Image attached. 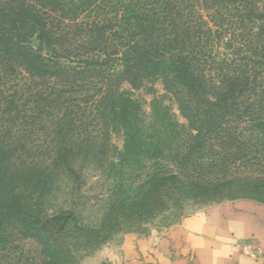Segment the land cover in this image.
I'll return each instance as SVG.
<instances>
[{"label": "trees", "instance_id": "obj_1", "mask_svg": "<svg viewBox=\"0 0 264 264\" xmlns=\"http://www.w3.org/2000/svg\"><path fill=\"white\" fill-rule=\"evenodd\" d=\"M259 70L264 0H0V229L21 224L62 262L63 239L83 231L76 217L27 210L21 187L49 193L58 170L79 184L74 163L96 143L81 135L90 125L120 126L128 156L145 148L163 160L170 150L187 166L201 137L233 135ZM156 80L178 95L189 130L170 134L177 148L192 142L184 154L164 132L147 139L138 103L122 90ZM180 183L155 174L150 190Z\"/></svg>", "mask_w": 264, "mask_h": 264}, {"label": "rangeland", "instance_id": "obj_2", "mask_svg": "<svg viewBox=\"0 0 264 264\" xmlns=\"http://www.w3.org/2000/svg\"><path fill=\"white\" fill-rule=\"evenodd\" d=\"M261 72L260 84L241 107L242 119L230 124L235 135L223 139L201 137L196 145L193 143L195 152L187 155L190 157L187 166L183 159L180 165L172 161L174 153L170 150L163 160H150L145 148L128 156L124 153L126 141L120 126H111L106 133L99 126L90 125L81 135L89 134L96 143L95 148L83 152L74 163L81 177L79 184H73L58 170L49 193L38 196V192L21 187L24 208L38 215L73 213L83 230L76 237L63 239L66 257L58 264H83L100 252L113 253L126 235L161 234L184 217L223 202L249 199L264 203V73ZM122 90L138 103L147 139L164 132L166 137H162L169 149L184 154L183 149L192 142L184 144L183 137L180 142L183 147L177 148L178 142L171 135L176 132L182 136L189 130L178 109V95L167 91L161 80L146 82L138 89L123 84ZM122 156L125 160L120 163ZM155 174H176L183 183L174 188L168 185L156 193L150 190ZM0 264L57 263L50 261L41 243L21 224L7 223L0 229Z\"/></svg>", "mask_w": 264, "mask_h": 264}, {"label": "crops", "instance_id": "obj_3", "mask_svg": "<svg viewBox=\"0 0 264 264\" xmlns=\"http://www.w3.org/2000/svg\"><path fill=\"white\" fill-rule=\"evenodd\" d=\"M243 245L258 258L243 254ZM83 264H264V203L241 199L213 205L161 234L126 235L118 250Z\"/></svg>", "mask_w": 264, "mask_h": 264}, {"label": "built area", "instance_id": "obj_4", "mask_svg": "<svg viewBox=\"0 0 264 264\" xmlns=\"http://www.w3.org/2000/svg\"><path fill=\"white\" fill-rule=\"evenodd\" d=\"M241 250H242V253L245 254V255H247V256H250V257L255 258V259L258 258V255L255 254V253L253 252L252 248L249 247V246H247V245H243V246L241 247Z\"/></svg>", "mask_w": 264, "mask_h": 264}]
</instances>
